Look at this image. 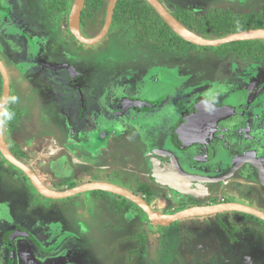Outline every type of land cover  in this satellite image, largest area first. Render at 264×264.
Returning a JSON list of instances; mask_svg holds the SVG:
<instances>
[{"label":"rangeland","instance_id":"1","mask_svg":"<svg viewBox=\"0 0 264 264\" xmlns=\"http://www.w3.org/2000/svg\"><path fill=\"white\" fill-rule=\"evenodd\" d=\"M160 1L170 11L175 5L198 13L229 8L236 13L262 11L264 18V0ZM48 3L0 0V57L9 71L10 92L19 97L11 106L16 124L4 132L9 145L47 186L66 190L106 181L133 191L164 213H173L175 207L170 206L176 204H180L176 210L204 205L210 197L264 211V185L254 178L250 184L239 180L240 184H233L237 187L228 185L231 189L224 190L226 182L216 185V190L183 182L173 161L203 175L202 157L210 155V148L183 149L178 129L156 130V114L129 105L155 98L156 87L169 93L165 104L188 90L197 91V85L204 93L216 85L217 105L224 95L245 89L238 83L242 79L252 74L262 78L264 61L232 51L220 55L237 45L185 44L179 52L168 50V58L156 62L168 65L164 72L155 70L153 59L162 56L160 45L142 41L129 21L112 23L102 40L87 45L71 34L69 13L52 15ZM106 7L104 3L98 10L85 11L82 33L93 36L101 29ZM149 52L153 53L149 56ZM66 62L73 66L70 76L62 66ZM168 111L160 116L172 117V110ZM124 114L126 120L121 118ZM230 132L216 135L215 150L225 157L214 165L222 170L232 165L231 158L264 151L260 142L250 146L249 138L239 135L238 144L232 145ZM258 139L264 142V134L259 133ZM31 186L0 154V253L4 252L0 264H12V259L14 264H264V223L244 213L223 212L157 226L137 206L114 194L99 197L90 191L43 199ZM172 194L175 203L170 201ZM18 230L34 234L41 245L24 231L25 235L13 238L12 247L6 246L5 235ZM21 239L27 243L21 244ZM225 241L232 245L225 247Z\"/></svg>","mask_w":264,"mask_h":264},{"label":"flooded vegetation","instance_id":"2","mask_svg":"<svg viewBox=\"0 0 264 264\" xmlns=\"http://www.w3.org/2000/svg\"><path fill=\"white\" fill-rule=\"evenodd\" d=\"M80 20H81V18H80ZM80 26H81V22H80ZM108 33H109V31H108ZM96 34H94V35H96ZM84 35L86 36V34H84ZM87 37H92V36H87ZM143 40L144 39H142V41ZM153 43L157 44L155 42H153ZM160 48H161V50H159V55H162L164 57L160 56V59H159L158 56L155 55L156 57H155V59H153L155 64H153V65L156 66L155 70L162 68V71L164 72V70H166L165 68L168 65L166 63L162 64V65H158V64H156V62L158 60L163 61L162 58L167 59L168 58V50L164 47L162 48L161 46H160ZM228 52H230V51L224 52L222 54L220 53V55L226 54ZM152 53L153 52H151V53L149 52L147 54H149V56H150ZM143 54L144 53H139L140 56ZM165 62H166V60H165ZM66 63L67 64L62 63V66H64L69 71V76H70L72 71L69 68V66H71V65H69L68 62H66ZM58 64H60V62ZM238 69H240V68H236V70H238ZM241 70H243V69H241ZM151 72H152V70H151ZM190 74H191V72H189L188 75H190ZM105 80H107V78H105ZM153 80L158 81V77H155V79H153ZM226 80H229V79H226ZM229 83H231V82H229ZM238 83H240L242 86H245V89L239 90L234 95H232L234 93V91L230 92L231 95L230 94L227 96L224 95L218 101L217 105L209 102L208 107H212V108L214 107L215 109H224V110L230 111V112H226V114H223L220 116H217L216 114H213L212 112H209V109L203 110V108H205V105L201 103V97H202L201 95L204 94L205 89H203V91L201 92L200 91L201 86H198V85H197V87H198L197 91H193L192 89L188 90V92L186 93L188 95L182 94L179 97L173 99L171 102H169V103L167 102L165 104L163 102L165 100H167L169 93L162 91L163 89L161 87H159V88L156 87V89H158L159 92L157 93V95H155L156 96L155 98L149 99L150 101L149 100L148 101H142V102L130 101L129 105H131V104L133 105V102L134 103L138 102L139 104H137V106H142L144 113L150 114V115L156 114L159 117V118L158 117L155 118V119H158V121H159L158 124L156 123V125H157L156 130H177L178 129L177 134L181 140V145H182L183 149L188 148L189 146H192V145L200 146L202 149L205 146H208L210 148L209 149V150H211L210 155H208V156L205 155L202 157L203 162H201V166L205 171L203 172V171H201L202 169H198L200 172H203V175L195 172L194 170H192L193 173H191L190 170H184L179 166V164L175 160L173 161V166L175 168V172H176V170H179L182 174L195 178L192 180V179H186V178L181 177V180H183V182L201 183L204 185V187H208L212 190L213 189L216 190V185H219V187H220V184L224 183V182H226V184H223L224 185L222 187L223 190L226 189V187L228 185L231 186V188H233L234 186H236L233 184H240L241 183L240 181H243L244 184H248V183L250 184V182H252V181H250L251 178H254V180H258L259 184L264 185V177L262 178L261 173H260V169L256 166V163L257 164L260 163V165L262 166V169H263V174H264V151H262V152L257 151L255 153L252 151H249L247 153H243V154L238 155L234 158H231L230 161L232 162V165L227 170L226 169L222 170L224 168L217 167L214 165V163L216 161L221 160L225 157L223 154L216 152L215 146H214L215 142L218 140L216 135H219V133H221L223 131H231L230 134H231V138H232V142H231L232 145L238 144L239 139H238L237 135L243 137L244 139L249 138L248 141H250V146H256L258 144V142H260L262 145H264V142L259 141L260 139H258L259 133L264 134V76L262 78H260V76H255L252 74L250 77H246L245 79H242L241 82H238ZM212 84H216V83H212ZM164 85H167V84H164ZM212 86H216V85H212ZM104 96L106 98V94ZM108 96L110 98H112L113 95H111V96L107 95V98H109ZM155 101H156V103H155ZM168 109L172 110V113H173L172 117L165 116V115L160 116V115L164 114L166 111L169 112ZM202 110L204 113V115L202 117L203 121L201 120L199 122H196V120H193L190 122V119L197 117ZM123 116L124 117H121V118L126 120V115L124 114ZM179 116H183V118H181ZM170 118L173 119V122L171 121L172 119L170 120ZM167 119H169V120H167ZM181 119H184L183 122L181 121ZM152 120H154V118ZM232 121H234L235 123L234 124L231 123ZM188 123H189V126L190 125L192 126L191 128H188ZM196 123H198V124H196ZM3 129H5V128L3 127ZM185 130H204V134H203V136L196 137L195 134H189ZM4 135H5V139L7 142L5 132H4ZM245 137H247V138H245ZM210 138H211V142H208V140ZM7 144H8L10 151L12 152V154L15 157H17L18 159L23 161L25 164L29 165L24 159L19 157L18 152L16 150H14L13 147L11 145H9L8 142H7ZM183 144H185V145L183 146ZM244 146H247V144H244ZM163 153L169 154L170 157H173V155L169 152L163 151ZM243 158L244 159L246 158L248 160L243 161ZM209 160H213V162L209 163ZM224 160L227 161V159H224ZM6 162L9 163L8 161H6ZM10 165H12V164H10ZM205 166H208V167H205ZM176 174H177V172H176ZM202 179H208V180L203 181ZM42 181L45 183L44 180H42ZM244 186L246 187L245 189H247V185H244ZM31 187H33V186H31ZM227 188H229V187H227ZM231 188H229V189H231ZM106 193H108V192L101 191V193H99L97 195L98 196L101 195L99 197H104L106 195ZM109 194H111V193H109ZM111 195H113V194H111ZM120 198H122V197H120ZM170 198H171L170 201L175 203L174 202L175 195L172 194L170 196ZM43 199H47V198H43ZM122 199H124V198H122ZM220 199H221L220 201H230V200L223 199L222 197H220ZM171 202L169 203V205L172 204ZM216 202H218V201L217 200L212 201V197H210L208 199V202L205 204H212V203H216ZM234 202H236V201L234 200ZM199 205H201V204H199ZM179 206H180V204H176V205L170 206V207H172V208L175 207V209H173V211H177L176 209H178ZM181 206H183V204H181ZM161 212H163V211H161ZM246 215H248V214H246ZM24 231L25 230H18V232L17 231L16 232L15 231L14 232H8V234L5 235L6 246L12 247V244H10V243L13 240V238L14 237H16V238L21 237L19 235H15V236L11 237V239H10L9 237L11 236V234H14V233H22L25 235V232H27L34 238V239H31V241L36 240L37 243H39L37 238L34 236V234L30 233L29 231H25V232ZM18 241L21 242V244H23V245H25V243H27L24 239H21ZM227 243H229V242L225 241L224 246ZM229 245H232V244L229 243L228 246ZM228 246L226 245L225 247L228 248ZM241 246H243L242 243H241ZM9 250H11V249L9 248ZM3 254H4V252L0 253V256ZM215 258L219 259L218 256H215ZM13 260L14 259H12V264H14Z\"/></svg>","mask_w":264,"mask_h":264},{"label":"water","instance_id":"3","mask_svg":"<svg viewBox=\"0 0 264 264\" xmlns=\"http://www.w3.org/2000/svg\"><path fill=\"white\" fill-rule=\"evenodd\" d=\"M118 0H108L104 24L101 30L92 37L85 36L80 30V18L81 13L85 4V0H73L69 14H68V28L71 34L80 42L87 45H93L102 40L108 33L110 26L112 24V18L115 6ZM162 18V20L172 29V31L177 34L184 41L191 43L193 45L202 47H217L223 44L247 41V40H260L264 39V28H255L239 31L219 38H207L202 37L192 30L188 29L184 24H182L163 4L160 0H145ZM72 69V66H69ZM0 75L2 80V93L0 98L8 95L10 93V78L8 69L4 61L0 57ZM133 104H139L138 102H133ZM208 110L217 116L226 114L230 112L224 109H215L214 107H205L203 110ZM203 110L199 113L197 117L191 118L190 122L196 120L199 122L202 120L204 115ZM208 112V111H207ZM203 121V120H202ZM198 124V123H196ZM189 126L188 128H191ZM190 133L191 130H185ZM0 154L2 157L8 161L10 164L18 168L25 177L29 180L31 185L34 187L36 192L42 197L47 199L60 200L69 198L74 195L90 192V191H104L120 197L125 198L132 204L137 206L144 214L147 219L152 224L157 226H168L173 222L181 219H186L190 217H202L207 215H214L223 212H241L254 216L262 221H264V211L256 209L246 204H242L234 201H218L212 204L189 206L181 210L174 211L173 213H163L158 210H154L150 204L140 195L125 189L122 186L114 185L106 181H93L77 185L73 188L66 190H54L47 186L38 176V174L23 161L15 157L10 151L8 144L5 139L3 125H0ZM244 159L243 161H247ZM256 166L260 169L262 178L263 169L262 166L256 163ZM208 180V179H202Z\"/></svg>","mask_w":264,"mask_h":264},{"label":"trees","instance_id":"4","mask_svg":"<svg viewBox=\"0 0 264 264\" xmlns=\"http://www.w3.org/2000/svg\"><path fill=\"white\" fill-rule=\"evenodd\" d=\"M72 3L73 0H49L48 9L49 11L51 10L50 14L53 13L52 15H61L63 13H69ZM104 3H108V0H85L80 22H82V17L87 9L98 10ZM170 12L188 29L207 38H219L243 30L264 28L262 11L236 13L229 8L224 10L217 8V10H208L205 13H198L191 9L175 5L174 9ZM125 20L131 23V26L137 31V34L144 40H152V42L172 52L181 51L185 44L193 46V44L184 41L175 34L145 0H118L114 9L112 23ZM235 45L240 47L231 49L226 48L228 46L234 47ZM221 47L226 48L223 50L224 52L232 51L237 54L250 55L264 61V39L238 41L236 43L224 44ZM1 93L2 80L0 75V96ZM16 121L15 114L14 119L8 124L3 125V127L13 126L16 124ZM176 172L180 177L192 180L195 179L191 176L182 174L179 170H176ZM99 193H101V191H95V194ZM128 203L132 204L130 201H128ZM184 208L186 207H181L179 210ZM246 216L264 223V221L254 216ZM19 234L20 233L11 234L9 238L11 239V237ZM26 234L34 239L29 233L26 232ZM34 242L37 243L36 240Z\"/></svg>","mask_w":264,"mask_h":264},{"label":"clouds","instance_id":"5","mask_svg":"<svg viewBox=\"0 0 264 264\" xmlns=\"http://www.w3.org/2000/svg\"><path fill=\"white\" fill-rule=\"evenodd\" d=\"M218 92V88L213 86L208 92L202 94L201 103L204 104L206 108L209 102L215 103ZM18 99L19 97L12 92L0 98V125H6L14 119L15 113L11 110V106L15 105Z\"/></svg>","mask_w":264,"mask_h":264},{"label":"crops","instance_id":"6","mask_svg":"<svg viewBox=\"0 0 264 264\" xmlns=\"http://www.w3.org/2000/svg\"><path fill=\"white\" fill-rule=\"evenodd\" d=\"M9 73V72H8ZM189 134H195L196 137L198 136H203L204 134V130H191V132ZM40 179H42V177L39 175ZM221 200V199H220ZM1 203V202H0Z\"/></svg>","mask_w":264,"mask_h":264}]
</instances>
